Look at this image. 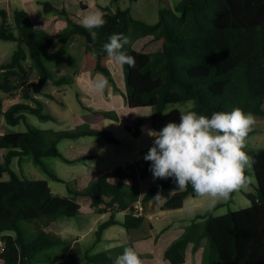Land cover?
Wrapping results in <instances>:
<instances>
[{
  "label": "trees",
  "instance_id": "1",
  "mask_svg": "<svg viewBox=\"0 0 264 264\" xmlns=\"http://www.w3.org/2000/svg\"><path fill=\"white\" fill-rule=\"evenodd\" d=\"M111 1L117 7L113 10L107 6L103 11L106 23L95 30L98 35L95 42L88 30L64 10L70 24L59 34L58 47L52 34L37 30L27 10L16 9L12 14L0 10V39L17 43L12 56L0 62V92L19 94L25 100L6 106L5 95L0 94V121L17 125L29 113L41 119L52 118V114L45 112L46 100L39 95L49 82L54 86L74 83L73 76L62 70L67 59L66 46L75 36L84 38V50L94 60L93 69L114 83L103 45L115 33L128 37L124 50L136 61L135 68L124 65L126 102L131 108H152L150 115L140 114L133 125L127 126L135 136L141 134L147 119L156 123L169 104L174 103L193 101L192 109L209 117L214 112L236 107L264 116V0H181L174 7H161L159 21L155 23L135 17L130 8L121 5L125 0ZM45 9L50 12L54 6L45 2ZM45 95L53 98L51 93ZM81 103L84 105L82 99ZM104 112L105 117L120 118L115 111ZM95 114L100 116L99 112ZM85 135L121 142L90 124L71 130H44L28 123L25 131L0 133V148L6 150L0 177L7 171L12 176L0 180V242L5 243L0 264L43 262L41 253L63 241L61 235L48 227L62 215L80 216L84 199H90L92 208L100 214L111 213L109 219L99 224V239L114 224L128 229L141 227L145 214L135 217L126 213L123 219L117 215L138 200L147 207L159 190L175 183L171 177L161 180L140 199V191L124 179L147 177L151 162L136 160L103 169L86 186L70 188L69 195H61L52 190L48 179L21 178L11 167L15 157L22 161L29 155L59 180L45 158L56 156L71 161L61 152L59 142ZM245 150L254 161L257 191L247 193L252 204L217 215L215 211L222 205L219 203L204 215H197L166 248L164 254L171 264L185 263L188 246L193 244L196 250L205 240L202 264H264V147ZM114 177L120 181H111ZM189 196H197L191 186L176 191L162 208H181ZM24 221H41L43 228L28 234ZM53 256L49 255L51 259ZM115 256L112 250L98 253L88 250L81 264H113L110 257ZM57 260L51 264H75Z\"/></svg>",
  "mask_w": 264,
  "mask_h": 264
},
{
  "label": "rangeland",
  "instance_id": "2",
  "mask_svg": "<svg viewBox=\"0 0 264 264\" xmlns=\"http://www.w3.org/2000/svg\"><path fill=\"white\" fill-rule=\"evenodd\" d=\"M32 1L38 13V15L33 16V20L38 21L36 22L37 30H46L52 34L55 38L56 47L59 46V34L70 24L67 14L64 12V7L70 18L79 24L80 19L85 14L97 10L101 12L105 11L106 6H111L113 10L117 7V5L111 0H88V3L91 5L89 9L83 5L81 8V4L78 0ZM48 1L54 6V9L50 12H46L45 10V2ZM180 1L181 0H125L122 1L121 5L124 8H130L135 17L141 18L150 23H155L159 21V10L161 7L169 5L174 7ZM83 4L88 5L85 4L84 1ZM46 17L49 18L48 21H46ZM84 42L85 40L83 37L75 36L68 43L66 46L67 59L63 72L71 74L74 79H77L76 77L83 73L86 78L91 77V80L89 81L93 84L97 77H106L104 73L93 70L94 60L87 56L83 46ZM16 47L17 43L15 41L0 39V61L8 60L14 53ZM30 62L31 61L28 62V65ZM108 64L115 78L114 83L108 82L109 87L114 89L116 95L114 93H109L111 95L108 94L109 87L106 88L104 92L89 93V90L83 88V81L82 85L74 82V84L64 85L61 88H55L56 86L49 82V84L44 87L43 94L39 95V97L46 100L47 104H45L44 109L45 112L52 114V118L41 119L39 116L29 113L26 119H23L17 125H10L2 119L0 121V133L6 131H25L28 129V123L44 130H71L79 127V122L93 121L94 127H97V129L100 128L101 130L107 131L118 137L121 142H109L105 137L97 135L81 136L78 139L64 138L58 144L64 155L69 153L67 148L68 145L79 141L84 143L92 140L100 142L102 148L103 145L106 146V152L102 153L103 165L105 167L120 166L130 162L133 163L135 160L145 161L144 156L147 154L154 141V138L147 134L148 130L152 128V130L159 131L171 121L178 123L180 120V112L177 108H185V110H187L188 104L191 103L193 106L194 102L187 101L183 103L169 104L165 110V112L169 113L167 115L163 114L154 124L152 121V127L145 130L139 139L130 137L128 134L132 131H130L127 126L133 125V123H130L132 119H129L133 117L129 116V118H127L126 116L129 112L127 111L129 107L124 97V92H127L124 65L121 66L109 58ZM52 67L54 68V66ZM92 73L97 74V77L91 75ZM45 93L53 94V98L45 95ZM0 94L3 93L0 92ZM3 95H5L6 98V106H9L14 102L25 101L19 94L13 96L7 94ZM81 99L83 100L84 105L81 103ZM31 103L34 104L33 101H31ZM149 109L150 108L143 109L145 110L144 113H148ZM105 110L115 111L121 118L105 117ZM132 110L136 112V115L143 114L140 108ZM96 112L100 113L99 117L96 116ZM254 115L257 122L253 131L249 134L247 149L264 147V116ZM124 123L129 124L124 127ZM90 126L92 127V125ZM4 155V151L0 149V164L4 161ZM45 162L58 174L60 177L59 180L50 176L45 169L36 164L33 158L29 155H26L22 161H20L19 157H15L11 167L21 178L48 179L52 190L61 195H69L70 188L84 185L86 182L84 177H79L77 175L82 166H84L83 160L67 161L62 157L51 156L46 157ZM247 174L252 177V183L247 189L241 190L238 193H233L228 201L221 202L222 205L216 209L215 214L220 215L228 213L232 210H238L252 204V200L247 193H255L257 191L253 166ZM11 177V173L7 171L2 177H0V180L10 179ZM161 180L166 179L154 178L151 171L145 178H139L137 180H133L132 178L124 179L125 182L136 187L140 191V199L143 198L153 185ZM111 181L117 183L120 179L114 177L111 178ZM176 191H179L176 183L158 191L156 196L149 202L145 209L146 217L141 227L128 229L122 224H114L104 231L102 239H99L97 234L99 224L109 219L111 213L107 212L102 215L92 208L90 199L81 200L82 208L80 216L70 217L62 215L48 227L50 231L52 230L51 232L54 231V233L56 232L61 235L63 241L41 253L44 260L43 262H39V264H51L57 259H62L69 263L81 264L84 261V257L88 250L90 253L112 250L119 255L123 252L124 248L128 246L136 247L139 254L142 255L141 259L143 260V264H167L164 247L177 239L185 229L194 222V218L197 215H204L209 209L208 199L198 195L187 197L184 206L181 208L163 209L162 207L165 202ZM134 205L135 204L132 203L129 209L123 211L118 217L122 219L126 213H132L135 208ZM199 220L202 222L204 221V218L201 217ZM23 227L28 234L35 233L43 228L41 221H24ZM9 233L14 234L15 232L9 231ZM52 254L54 256L51 259L49 255Z\"/></svg>",
  "mask_w": 264,
  "mask_h": 264
},
{
  "label": "clouds",
  "instance_id": "3",
  "mask_svg": "<svg viewBox=\"0 0 264 264\" xmlns=\"http://www.w3.org/2000/svg\"><path fill=\"white\" fill-rule=\"evenodd\" d=\"M105 23L104 14L98 10L80 19L93 42L98 39L95 30ZM128 43L127 36L115 33L103 49L117 64L135 68V58L124 50ZM108 87L106 78H97L93 83L96 92ZM177 109L180 112L178 123L171 121L159 131L148 130L147 134L154 141L144 159L151 162L150 171L154 178H174L179 190L191 186L198 196L208 199V208L212 210L252 183L247 172L254 161L245 149L249 134L256 125V117L239 107L214 112L210 117L193 110L191 103L187 110ZM162 113L167 115L169 112ZM110 258L113 264H143L135 246L125 247L121 254Z\"/></svg>",
  "mask_w": 264,
  "mask_h": 264
},
{
  "label": "crops",
  "instance_id": "4",
  "mask_svg": "<svg viewBox=\"0 0 264 264\" xmlns=\"http://www.w3.org/2000/svg\"><path fill=\"white\" fill-rule=\"evenodd\" d=\"M64 1V0H63ZM79 3L81 4V8L83 7L82 6V3L84 1L85 4H88V5H84L85 7H88L87 9H89L91 7V5L88 3V0H78ZM49 2V1H48ZM51 4V3H50ZM52 5V4H51ZM53 6V5H52ZM65 6V5H64ZM99 6V4H98ZM101 8V6H99ZM103 7V5H102ZM99 8V9H100ZM107 8V6H106ZM1 9H6L8 12H10L12 14V12H14L16 9H25L27 10L30 15H31V18L33 20V16L34 15H38L37 13V9L33 3L32 0H0V10ZM46 10V9H45ZM64 10L65 7H64ZM47 12V10H46ZM103 13V11H102ZM46 21L49 20L48 17L45 18ZM34 24L37 26V23L38 21H34ZM3 61V60H1ZM0 61V62H1ZM94 70V69H93ZM62 73L63 70H62ZM93 76H96L97 77V74H91ZM77 79H74L75 83H79L80 85H82V81H83V88L89 90V93H92V92H95V93H99V92H96L94 89H93V84L92 82H90L89 80H91V77L89 78H86V76H84L83 73H81L80 75H78L76 77ZM99 78V77H97ZM81 81V82H80ZM74 84V83H73ZM58 87H63V86H56L55 88H58ZM60 92V91H58ZM104 92V91H102ZM109 93H114V89L109 87L108 89V94ZM125 92H124V97H125ZM111 95V94H109ZM116 95V94H115ZM126 100V99H125ZM127 103V102H126ZM128 105V104H127ZM129 107V106H128ZM112 108V107H111ZM145 108H150V107H144V108H140L141 109V112L144 114V115H150L152 113V108H150L148 110V113H144ZM132 109H136V108H131L129 107L127 109V111H129L127 113V118H129V116H132L133 118H129V119H132V121L130 123H133L137 120L138 116L139 115H136V112ZM120 117V116H119ZM95 118V117H94ZM121 118V117H120ZM123 119V118H122ZM121 120V119H120ZM151 122H152V119H147L143 125H142V132L140 135L138 136H135L132 132H129L128 136L130 137H134L135 139H139L140 136L144 133L145 130L149 129L150 127H152L151 125ZM82 125V124H90L92 125L93 128H97V127H94L93 124L94 122H79L78 125ZM129 124V123H124V127ZM154 124V123H153ZM100 129V128H99ZM152 129V128H151ZM85 136H88V135H85ZM93 136V135H92ZM79 137L77 138H73V139H78ZM107 140V139H106ZM108 141V140H107ZM110 142V141H109ZM68 150H69V153L66 154L67 157L71 160V161H78V160H83L84 161V166H82V168L80 169L79 173L77 174L79 177H84L86 182L84 183V185L82 186H86L90 180L95 177L101 170L103 169H106V168H109V167H105L103 165V159H102V153H105L106 152V146L103 145V148H102V145L100 142H95V141H87V142H76V143H73L71 145H68ZM1 150L4 151L5 153V149L3 148H0ZM65 155V156H66ZM21 161V159H20ZM136 161V160H135ZM131 163V162H130ZM129 164V163H127ZM127 164H124V165H127ZM115 167V166H114ZM88 180V181H87ZM105 214V213H104ZM102 214V215H104ZM121 214V213H119ZM118 214V215H119ZM117 215V217H118ZM120 216V215H119ZM119 219H121L120 217H118ZM123 219V218H122ZM104 234V233H103ZM103 238V237H102ZM171 243V242H170ZM169 243V244H170ZM169 244L164 247V251L166 250V248L169 246ZM204 244L206 245V242L204 241L203 242V246L200 247V248H197L196 250H194L193 248V244H190L189 247H188V251H187V260L185 263H182V264H202L203 263V253H204ZM168 261V260H167ZM166 263L167 264H171L169 261Z\"/></svg>",
  "mask_w": 264,
  "mask_h": 264
},
{
  "label": "built area",
  "instance_id": "5",
  "mask_svg": "<svg viewBox=\"0 0 264 264\" xmlns=\"http://www.w3.org/2000/svg\"><path fill=\"white\" fill-rule=\"evenodd\" d=\"M135 208L133 209L132 214L135 217H141L145 214V205L142 202V200H138L137 202L134 203ZM5 250V243L3 241L0 242V253Z\"/></svg>",
  "mask_w": 264,
  "mask_h": 264
}]
</instances>
